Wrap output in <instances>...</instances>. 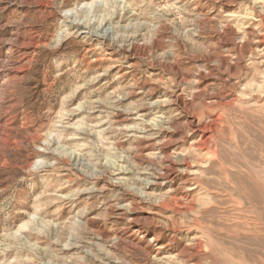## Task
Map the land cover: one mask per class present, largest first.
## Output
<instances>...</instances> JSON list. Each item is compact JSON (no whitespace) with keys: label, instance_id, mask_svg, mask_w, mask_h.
Instances as JSON below:
<instances>
[{"label":"rangeland","instance_id":"obj_1","mask_svg":"<svg viewBox=\"0 0 264 264\" xmlns=\"http://www.w3.org/2000/svg\"><path fill=\"white\" fill-rule=\"evenodd\" d=\"M0 264H264V0H0Z\"/></svg>","mask_w":264,"mask_h":264}]
</instances>
